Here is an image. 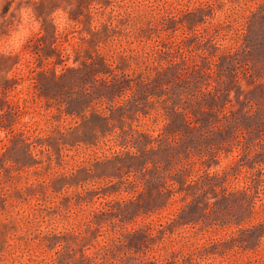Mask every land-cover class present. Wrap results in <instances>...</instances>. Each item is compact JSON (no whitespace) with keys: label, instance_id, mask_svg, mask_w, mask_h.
Masks as SVG:
<instances>
[{"label":"rangeland","instance_id":"374dc122","mask_svg":"<svg viewBox=\"0 0 264 264\" xmlns=\"http://www.w3.org/2000/svg\"><path fill=\"white\" fill-rule=\"evenodd\" d=\"M0 264H264V0H0Z\"/></svg>","mask_w":264,"mask_h":264}]
</instances>
